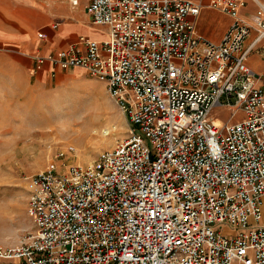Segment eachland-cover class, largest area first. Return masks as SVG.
Masks as SVG:
<instances>
[{
    "label": "built area",
    "instance_id": "1",
    "mask_svg": "<svg viewBox=\"0 0 264 264\" xmlns=\"http://www.w3.org/2000/svg\"><path fill=\"white\" fill-rule=\"evenodd\" d=\"M211 6L234 18L221 43L198 34L192 0H90L104 41L33 56L104 82L131 135L87 165L69 147L34 175L35 231L0 245V264H264V76L245 49L254 30L264 40V0L253 22L245 1Z\"/></svg>",
    "mask_w": 264,
    "mask_h": 264
},
{
    "label": "rangeland",
    "instance_id": "2",
    "mask_svg": "<svg viewBox=\"0 0 264 264\" xmlns=\"http://www.w3.org/2000/svg\"><path fill=\"white\" fill-rule=\"evenodd\" d=\"M12 64L0 57V245L7 248L34 233L28 214L31 178L46 170L59 152L73 147L69 162L87 165L131 135L109 88L89 72L58 68L55 76L50 69L40 75L38 61L29 72ZM231 115L227 109L214 111L225 122ZM244 117L240 113L235 121Z\"/></svg>",
    "mask_w": 264,
    "mask_h": 264
},
{
    "label": "crops",
    "instance_id": "3",
    "mask_svg": "<svg viewBox=\"0 0 264 264\" xmlns=\"http://www.w3.org/2000/svg\"><path fill=\"white\" fill-rule=\"evenodd\" d=\"M77 1L74 5L73 0H0V57L10 58L19 71L29 72L34 67L33 56H55L76 44L81 37L104 41L108 28L93 24L88 12L90 0ZM192 1L200 7V14L191 18L198 34L221 43L234 18L213 8L212 0ZM242 1L246 2L242 17L253 22L261 0ZM38 32L44 37L40 38ZM257 38L258 33L254 30L246 42L247 65L264 76V40L256 42ZM50 66L47 64L39 70L40 75H47L49 69L51 72ZM260 225L264 226V207Z\"/></svg>",
    "mask_w": 264,
    "mask_h": 264
},
{
    "label": "bare ground",
    "instance_id": "4",
    "mask_svg": "<svg viewBox=\"0 0 264 264\" xmlns=\"http://www.w3.org/2000/svg\"><path fill=\"white\" fill-rule=\"evenodd\" d=\"M74 1H76V0H73V2H74ZM26 101H27V100H26ZM45 104H46V103H45ZM54 119H55V118H54ZM217 123H218V124H221V121L218 119V120H217ZM108 135H109V133H108V132H106V133L104 134V137H103V139H102V140H103V141H106V140H107V137H108ZM91 136H92V135H91ZM92 143H93V142H92ZM97 144H98V143H97ZM91 146H93V145H91Z\"/></svg>",
    "mask_w": 264,
    "mask_h": 264
}]
</instances>
